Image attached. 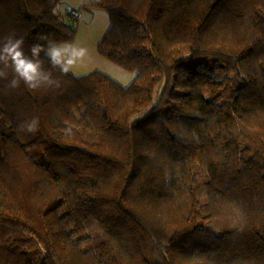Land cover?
<instances>
[{
    "label": "trees",
    "instance_id": "trees-1",
    "mask_svg": "<svg viewBox=\"0 0 264 264\" xmlns=\"http://www.w3.org/2000/svg\"><path fill=\"white\" fill-rule=\"evenodd\" d=\"M61 1L0 0V41L73 40ZM95 6L129 86L0 79V264H264V0Z\"/></svg>",
    "mask_w": 264,
    "mask_h": 264
},
{
    "label": "clouds",
    "instance_id": "clouds-1",
    "mask_svg": "<svg viewBox=\"0 0 264 264\" xmlns=\"http://www.w3.org/2000/svg\"><path fill=\"white\" fill-rule=\"evenodd\" d=\"M57 7L52 9L56 14ZM38 40L46 41L44 44H33L30 54L24 52V41L14 34L5 36L0 41V79H8L11 73V80L8 87L18 88L23 83L27 88L37 90L42 87H59L60 82L53 77L51 69H58L60 73L67 75L73 66L84 61L88 50L73 43L51 41L46 34H40ZM41 53L48 59L51 69L45 70ZM39 120L33 118L20 125L21 131L34 133L38 130Z\"/></svg>",
    "mask_w": 264,
    "mask_h": 264
},
{
    "label": "rangeland",
    "instance_id": "rangeland-1",
    "mask_svg": "<svg viewBox=\"0 0 264 264\" xmlns=\"http://www.w3.org/2000/svg\"><path fill=\"white\" fill-rule=\"evenodd\" d=\"M95 3L96 0H62L58 5L57 10L64 16L72 11L80 13L81 17L77 18L78 27L75 38L67 42L88 50L84 61L75 64L70 73L75 76H83L93 71L103 72L102 69L109 67L108 70L127 86L132 82L134 73L125 71L110 62L98 50L99 43L110 29L111 23L107 11L95 6ZM118 72L119 74H117Z\"/></svg>",
    "mask_w": 264,
    "mask_h": 264
},
{
    "label": "crops",
    "instance_id": "crops-1",
    "mask_svg": "<svg viewBox=\"0 0 264 264\" xmlns=\"http://www.w3.org/2000/svg\"><path fill=\"white\" fill-rule=\"evenodd\" d=\"M57 14H59V15H62V16H64L63 14H61L58 10H57V12H56ZM109 67L108 68H105V69H102V71L105 73V74H109L110 76H111V78L113 77L114 79H116V81L118 82V83H120L121 85H123L124 87H127V86H129V85H127V86H125V84H123V83H121V81H119L118 80V78H117V76H115L113 73H111L109 70ZM117 74H119V72L117 73ZM108 75V76H109ZM134 77H135V74H134ZM134 77H133V80H134ZM132 80V81H133Z\"/></svg>",
    "mask_w": 264,
    "mask_h": 264
},
{
    "label": "built area",
    "instance_id": "built-area-1",
    "mask_svg": "<svg viewBox=\"0 0 264 264\" xmlns=\"http://www.w3.org/2000/svg\"><path fill=\"white\" fill-rule=\"evenodd\" d=\"M71 15H72V17H74L76 19L81 17L80 13L77 11H72Z\"/></svg>",
    "mask_w": 264,
    "mask_h": 264
}]
</instances>
